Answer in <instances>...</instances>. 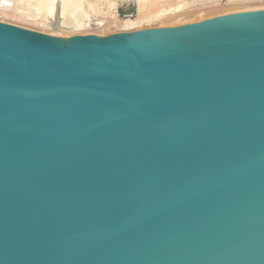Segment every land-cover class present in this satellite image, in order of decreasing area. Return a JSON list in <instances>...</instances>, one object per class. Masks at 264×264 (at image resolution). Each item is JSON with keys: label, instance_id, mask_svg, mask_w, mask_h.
Masks as SVG:
<instances>
[{"label": "water", "instance_id": "95a60500", "mask_svg": "<svg viewBox=\"0 0 264 264\" xmlns=\"http://www.w3.org/2000/svg\"><path fill=\"white\" fill-rule=\"evenodd\" d=\"M0 264H264V10L0 23Z\"/></svg>", "mask_w": 264, "mask_h": 264}, {"label": "bare ground", "instance_id": "6f19581e", "mask_svg": "<svg viewBox=\"0 0 264 264\" xmlns=\"http://www.w3.org/2000/svg\"><path fill=\"white\" fill-rule=\"evenodd\" d=\"M116 1L117 0H0V6L7 4L5 8L7 12H10L13 15V17L18 20L29 21L38 24L39 26L44 28L48 35L69 39L73 37H69L72 34L84 32V30L89 28L91 25L99 28H107L110 24H112L115 27L116 31L123 33L142 31L145 30L146 26L152 25L154 23L161 24L162 20L182 14L183 11H186V8H188V6L190 5L188 3H184L185 1H183V3L178 2L176 5H171L170 0H143L145 2V5H141V3H139V5L145 6L146 11L140 14L138 18L135 17L137 18V20H131V18L117 21L115 13L112 12L113 10H115ZM207 1L211 2L213 0ZM243 1L250 0H228L227 3L238 5ZM104 3L106 7V13H108L109 16L112 17L111 19L113 21L111 23L104 22V20H97V22L92 23L90 17H88V15L85 16L86 14L84 15L85 21L82 22L83 17L79 16H82L85 11H82L83 13L79 12L81 13V15L78 14V18H76L77 16H75L77 15L75 14L76 11L78 12V10H81L82 8L91 9L93 14L99 13L101 6ZM256 10H264V7L233 8L225 11L222 14L218 13L214 17L208 19L238 12ZM79 18H81L82 20H80ZM206 18L207 17L198 15L196 18L192 19H195L197 21L196 23H199L208 20ZM181 22L182 24H186L185 22L187 21L182 20ZM174 23H180V21L178 22L177 20Z\"/></svg>", "mask_w": 264, "mask_h": 264}, {"label": "rangeland", "instance_id": "374dc122", "mask_svg": "<svg viewBox=\"0 0 264 264\" xmlns=\"http://www.w3.org/2000/svg\"><path fill=\"white\" fill-rule=\"evenodd\" d=\"M139 1L138 0L137 1H135V0H117L115 10L112 11L115 13V17H116L117 21L125 20V19H131V18H132L131 20H137L139 15L146 11V7L141 6V5H145V2L143 0H139ZM183 1H185L184 3L190 4L188 6V8H186L187 9L186 11H183L182 14H179L175 17H169L168 19L162 20L161 24H155L154 23L152 25L146 26L145 30L146 29L172 28V27H179L182 25L192 24V23L197 22L195 19H192V18H196L198 15H202L204 17H207L206 19H208V18L214 17L218 13L222 14L225 11H227L229 9H233V8L264 7V0L243 1V2L239 3L238 5H233L231 3H227L228 0H213L211 2H208L207 0H170L171 5H176L178 2L183 3ZM203 2H205V3H203ZM139 3H141V5H139ZM6 5L0 6V23L12 25V26L19 27V28H22L25 30H30L33 32L48 35L47 32L44 30V28H42L38 24L29 22V21L18 20L15 17H13V15L10 12H7V10L5 8ZM140 6H141V9H140ZM86 9L87 8H82L81 10H78V12L76 11V13H75V14H77V15H75V16H77L76 18H78V16L81 15V13H83L85 11L82 16H79V17H83L82 18L83 20L81 18H79L80 20H82V22L85 21V17H84L85 14H86L85 16L88 15V17H90V19L92 20V23L97 22V20L98 21L104 20V22H110V23L113 21L111 19L112 17L109 16L108 13H106L105 3L101 6L99 13L93 14L91 9H87V10ZM79 12H81V13H79ZM135 17H137V18H135ZM177 20H178V22L180 21V23H174ZM182 20H185L188 23L185 22L186 24H182V22H181ZM120 33H123V32L116 31L115 27L112 24H110L107 28H99V27L91 25L89 28L85 29L84 32H78V33L72 34L69 37L83 36V34H84V36L85 35L86 36L93 35V36H98L101 38H106V37L113 36V35L120 34ZM128 33H130V32H128Z\"/></svg>", "mask_w": 264, "mask_h": 264}]
</instances>
